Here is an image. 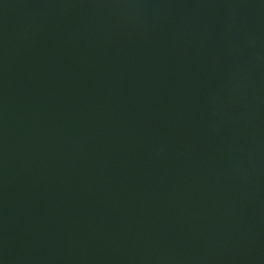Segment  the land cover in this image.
I'll list each match as a JSON object with an SVG mask.
<instances>
[{
	"label": "water",
	"instance_id": "1",
	"mask_svg": "<svg viewBox=\"0 0 264 264\" xmlns=\"http://www.w3.org/2000/svg\"><path fill=\"white\" fill-rule=\"evenodd\" d=\"M0 264H264V0H0Z\"/></svg>",
	"mask_w": 264,
	"mask_h": 264
}]
</instances>
